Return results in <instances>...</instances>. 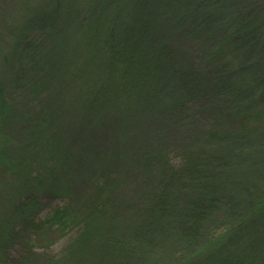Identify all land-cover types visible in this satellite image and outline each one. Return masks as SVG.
I'll use <instances>...</instances> for the list:
<instances>
[{"label": "rangeland", "instance_id": "1", "mask_svg": "<svg viewBox=\"0 0 264 264\" xmlns=\"http://www.w3.org/2000/svg\"><path fill=\"white\" fill-rule=\"evenodd\" d=\"M97 1L0 0V264H264V238L200 254L197 232L175 221L190 195L208 193L194 165L212 163L234 111L245 114L237 124L261 137L232 151H242L247 171L232 187L264 180V0H224V8L212 0L225 11L211 23L218 31L209 45L210 68L229 86L223 107L197 93L173 112L157 90L171 92L177 79L139 75L134 53L125 73L123 57L102 73V52L80 46L83 26L101 20H88ZM90 30L97 41L102 32ZM171 43L179 53L181 36ZM27 199L29 211L17 207ZM229 199L224 192L212 201L219 219L202 240L230 227L221 218ZM65 207L74 225L44 224ZM250 249L258 256L249 259Z\"/></svg>", "mask_w": 264, "mask_h": 264}, {"label": "trees", "instance_id": "2", "mask_svg": "<svg viewBox=\"0 0 264 264\" xmlns=\"http://www.w3.org/2000/svg\"><path fill=\"white\" fill-rule=\"evenodd\" d=\"M219 2L223 4V8L226 6L224 0H219ZM98 3L101 6L98 5L97 9L92 6L91 17L88 20H101L98 24L95 22L94 25L91 24L92 27H86V24L83 26L80 46L87 47L89 45L92 49L91 54H101L102 52V60L105 63L102 73L108 74L112 63L122 57L124 61L120 68L125 73L124 69L127 65L125 57L127 54L132 56L134 53L136 55L132 57L138 60L139 65L134 66L133 69L139 68L137 69L139 75L150 74V77H155L154 81L159 80L160 82L168 78V75L178 80L175 88L171 90L175 94H172L166 87L157 90L158 95H161V102H164L170 111L180 109V103L184 105L185 100L191 94L196 95L197 93L208 98V103H213L214 109L223 107L221 101L229 86L224 83V80L227 81L225 76L214 75L213 69L210 68L212 54L209 52V45L214 34L218 31V27L211 23L214 22L215 17L225 11L215 9L212 0H101L97 1ZM49 15H53V11ZM41 18L45 23L47 22L44 16ZM27 22L30 27L31 21ZM91 28L102 32L97 41L90 38ZM179 36H181V50L179 53H175L172 50L171 41L174 37ZM20 52L22 53L21 50ZM94 59L97 60V56ZM165 62L167 64L161 66ZM134 63L132 60V64ZM155 89L157 88L155 87ZM150 92L153 94L154 88ZM3 94L0 84V116L5 110ZM213 108L210 111H215ZM234 112L233 116H229V126L226 127L228 128L227 134L219 148L220 151L216 157H212L214 159L211 161L212 163L204 164L205 162L201 161L194 165V172L200 176L197 180L200 179V183L204 182L206 185L204 188L208 193L199 194L196 192L190 195V201L183 204L178 218L175 220L176 223L180 222L185 227L192 228L193 233L197 232L193 240L194 243L201 246L200 254L214 249L223 250L224 248L226 250V246L231 240L235 241L234 243L253 245L254 237L260 241L264 238L261 230L258 231L260 224H264V180L258 177L254 178L252 175L255 176L256 172H253L249 173L254 179L253 185L232 187L241 176L239 172L242 169L246 171L243 168L244 163L240 161L243 159L242 151L239 150L236 154H233L232 151L239 143L249 145L253 138L259 141L261 135L250 136L248 130L236 123V120L242 123L245 114ZM72 166L76 167L75 164ZM174 171L171 178L175 175L180 181L181 171L179 169L178 171L174 169ZM160 179L158 189L155 188L154 193L159 192L160 184L166 181L164 172ZM229 179L232 182H229ZM224 192L228 193L230 203L221 218L231 221L230 227L215 234L210 240H206L207 238L202 240L207 233L205 231L207 228L204 229L206 225L211 226L215 220L219 219V217L216 219L217 212H214L212 205ZM165 198L167 197L165 196ZM174 199L176 201L177 197ZM21 203L17 207L30 205L28 199ZM27 209L30 210L29 207ZM71 212L73 211L68 207L52 210L44 224L64 231L71 224L74 225L77 222L69 216ZM252 228L257 229V232L248 236L249 231L247 230L252 231ZM242 229L247 231L243 239L236 236ZM257 244L261 243L257 241ZM255 256H258V253L254 255V250L250 249L248 258L251 259ZM231 259L239 263L242 257L233 256ZM223 260L222 257L221 261Z\"/></svg>", "mask_w": 264, "mask_h": 264}]
</instances>
